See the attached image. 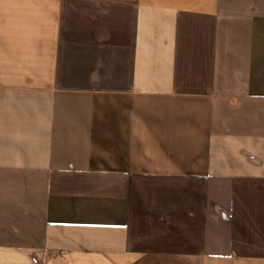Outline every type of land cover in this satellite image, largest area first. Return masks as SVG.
Masks as SVG:
<instances>
[{
    "label": "crops",
    "instance_id": "obj_1",
    "mask_svg": "<svg viewBox=\"0 0 264 264\" xmlns=\"http://www.w3.org/2000/svg\"><path fill=\"white\" fill-rule=\"evenodd\" d=\"M0 204V264H264V0H0Z\"/></svg>",
    "mask_w": 264,
    "mask_h": 264
},
{
    "label": "rangeland",
    "instance_id": "obj_2",
    "mask_svg": "<svg viewBox=\"0 0 264 264\" xmlns=\"http://www.w3.org/2000/svg\"><path fill=\"white\" fill-rule=\"evenodd\" d=\"M20 204H0V240L2 242L29 243L32 216ZM18 236L19 240H15Z\"/></svg>",
    "mask_w": 264,
    "mask_h": 264
}]
</instances>
